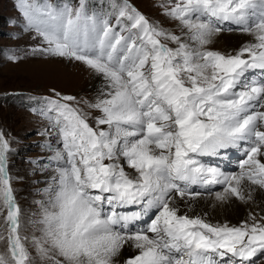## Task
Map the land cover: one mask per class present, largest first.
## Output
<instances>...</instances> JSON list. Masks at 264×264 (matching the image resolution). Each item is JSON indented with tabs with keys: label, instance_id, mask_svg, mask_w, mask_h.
Returning a JSON list of instances; mask_svg holds the SVG:
<instances>
[{
	"label": "snow or ice",
	"instance_id": "1",
	"mask_svg": "<svg viewBox=\"0 0 264 264\" xmlns=\"http://www.w3.org/2000/svg\"><path fill=\"white\" fill-rule=\"evenodd\" d=\"M16 7L37 41L25 56L79 63L103 82L94 102L52 89L31 109L48 121L51 153L32 163L53 174L26 222L0 129V264H264V0H167L179 34L130 0ZM226 32L252 39L212 49ZM229 149L243 150L239 171L202 159ZM237 204L246 219L216 218Z\"/></svg>",
	"mask_w": 264,
	"mask_h": 264
},
{
	"label": "rangeland",
	"instance_id": "2",
	"mask_svg": "<svg viewBox=\"0 0 264 264\" xmlns=\"http://www.w3.org/2000/svg\"><path fill=\"white\" fill-rule=\"evenodd\" d=\"M53 2L55 3L56 0ZM71 2L76 4L77 0ZM130 2L150 20L159 21L169 31L180 33L178 22L162 15L160 4L167 3V0H130ZM16 3L17 0H0V129L4 130L5 138L10 141V146L14 149L8 154V167L14 177V194L21 208L22 220L26 222L32 219L34 214L38 215L39 205L36 202L44 198L43 192L38 189L47 187L53 174L48 175L50 170L47 172L39 170L40 164L47 163L46 159L39 160L36 164L32 163L51 153L41 147L48 137L39 134L47 126L48 121L31 109L41 108L44 104L42 98L51 95L52 89L62 94L74 95L78 99L86 98L92 102L95 101L98 93L94 91L93 81H90L93 72L84 65L50 59L39 54L25 56V52L37 41H33L29 33L23 32V18ZM100 4L104 5L103 10H107L109 0H88L90 9L98 8ZM240 40L241 43L234 45L230 42L232 40L228 39V42L222 43L223 46L213 42L210 47L219 51H232L246 43L243 38ZM169 46L174 47L172 44ZM12 54L24 56V59L12 62L8 60V56ZM85 111H91L92 116L99 115L95 110L85 108ZM90 123L93 121L90 120ZM220 159L222 158L218 157V160ZM260 194H257L256 199ZM240 221L232 224H238ZM22 234L29 238L32 234L39 235L30 225L22 230ZM5 249V243L0 242V252ZM30 251L35 254L31 247Z\"/></svg>",
	"mask_w": 264,
	"mask_h": 264
},
{
	"label": "bare ground",
	"instance_id": "3",
	"mask_svg": "<svg viewBox=\"0 0 264 264\" xmlns=\"http://www.w3.org/2000/svg\"><path fill=\"white\" fill-rule=\"evenodd\" d=\"M241 38H243L244 42H247L249 40H251L252 38L247 36V35H243L240 33H223L220 37L216 38L214 40L215 43L221 44L222 43H226L228 42V39L232 40L230 41L231 43H233L234 45L241 43ZM223 46V45H222ZM230 47V46H229ZM85 71H89L86 70ZM92 78L90 81H93L92 86L95 88L94 91L98 93L100 85L102 84V78L95 76L94 74L90 75ZM92 91L93 89L90 88ZM98 89V91L96 90ZM233 155H227L225 157V153H222L220 156H205L203 157V161L205 163L211 164L213 166H218L221 170L222 167L221 165H224L227 163L228 158L232 157ZM219 158H222L220 160H218ZM235 157H232L231 160H235ZM225 172H232L230 170H223ZM52 172L50 171V173L48 175H51ZM214 190H220V186H216ZM264 201V193H261L259 195V197L257 198V202H261ZM252 210H258V209H252ZM249 211L248 206L242 205V204H237L235 205L233 208H231L229 211L224 212L222 210H218V212L216 213V217L218 219H227L228 221H231V223H237L238 221H240L241 219H243L244 217H246L247 212ZM219 213V214H218ZM133 254V250H128L124 252V258L126 259L128 256Z\"/></svg>",
	"mask_w": 264,
	"mask_h": 264
}]
</instances>
